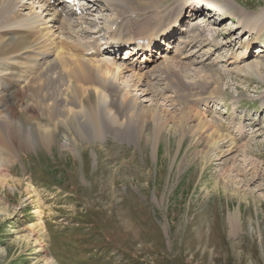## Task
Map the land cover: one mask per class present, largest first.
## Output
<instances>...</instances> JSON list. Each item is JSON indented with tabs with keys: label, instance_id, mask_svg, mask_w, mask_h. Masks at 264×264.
I'll return each mask as SVG.
<instances>
[{
	"label": "rangeland",
	"instance_id": "1",
	"mask_svg": "<svg viewBox=\"0 0 264 264\" xmlns=\"http://www.w3.org/2000/svg\"><path fill=\"white\" fill-rule=\"evenodd\" d=\"M234 1L252 12L264 8V0ZM232 12L217 21L225 40L239 29L240 13ZM104 14L95 22L112 15ZM237 45L220 51L221 65L242 50ZM257 47L249 50L253 65L264 64ZM215 66L206 86L184 91L177 103L222 122L215 123L222 147L236 156L222 171L216 151L189 137L179 146L174 131L153 152L144 138L125 140L113 130L82 139L74 121L64 129L68 141L44 142L36 132L33 145L22 146L19 126L3 122L44 125L47 116L27 91L34 78L13 88L0 102V264H264V66L260 74L243 64H230V72ZM218 86L222 92L212 93ZM236 211L241 229L231 235L228 217Z\"/></svg>",
	"mask_w": 264,
	"mask_h": 264
},
{
	"label": "bare ground",
	"instance_id": "2",
	"mask_svg": "<svg viewBox=\"0 0 264 264\" xmlns=\"http://www.w3.org/2000/svg\"><path fill=\"white\" fill-rule=\"evenodd\" d=\"M83 7L92 13L77 14L60 0H0V102L34 78L27 91L39 115L47 116L44 125L3 122L9 130L19 126V144L33 145L36 132L44 142L68 141L64 129L70 132L71 122L78 121L75 131L82 139L88 134L89 139L103 138L113 130L125 140L144 138L155 152L174 131L179 146L189 137L216 151L222 171V164L236 158L229 156L235 152L232 146L222 147L225 137L215 124L222 127V122L177 101L184 91L206 86L203 77L215 65L219 72H230V64H243L246 71L260 74L264 64H250L249 50L258 43L257 52H264V8L252 12L234 0H88ZM230 8L240 13L239 29L225 40L216 27ZM105 11L112 15L96 23V14ZM96 26L102 41L94 34ZM234 42L242 50L231 51L229 62L221 65L220 51ZM211 100L203 101L208 106ZM220 183L218 178L213 188ZM228 222L230 234H238L240 211L230 214Z\"/></svg>",
	"mask_w": 264,
	"mask_h": 264
}]
</instances>
